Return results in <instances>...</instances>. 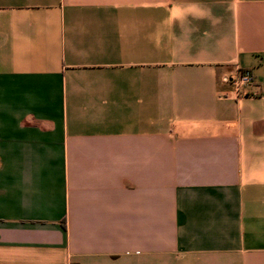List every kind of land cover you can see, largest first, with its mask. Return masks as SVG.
Here are the masks:
<instances>
[{"label":"crops","instance_id":"obj_1","mask_svg":"<svg viewBox=\"0 0 264 264\" xmlns=\"http://www.w3.org/2000/svg\"><path fill=\"white\" fill-rule=\"evenodd\" d=\"M0 264H264V0H0Z\"/></svg>","mask_w":264,"mask_h":264},{"label":"built area","instance_id":"obj_2","mask_svg":"<svg viewBox=\"0 0 264 264\" xmlns=\"http://www.w3.org/2000/svg\"><path fill=\"white\" fill-rule=\"evenodd\" d=\"M224 81L231 86V93L237 97L243 93L246 86L253 84L254 76L250 69L243 68L239 69L235 75L225 78ZM225 96H229V94H225Z\"/></svg>","mask_w":264,"mask_h":264}]
</instances>
